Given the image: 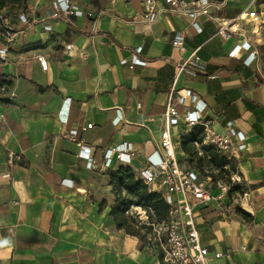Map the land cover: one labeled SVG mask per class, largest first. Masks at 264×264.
<instances>
[{"label":"crops","instance_id":"obj_1","mask_svg":"<svg viewBox=\"0 0 264 264\" xmlns=\"http://www.w3.org/2000/svg\"><path fill=\"white\" fill-rule=\"evenodd\" d=\"M74 1L94 18L62 19L53 32L41 23L24 27L17 18L12 25L22 33L0 62V86L10 88L0 92V264H153L146 242L117 227L110 170L101 163L106 147L130 142L131 167L139 175L156 151L144 123L150 118L160 137L174 90L197 94L216 130L236 120L246 134L234 162L238 182L196 214L203 244L212 256L224 254L208 264H264V0H208L211 15L197 18L201 32L192 18L162 2L164 12L149 22L141 0ZM51 5L28 1L36 16L56 23L48 17ZM237 18L231 38L221 37L218 23ZM182 29L187 37L180 51L173 41ZM246 41L257 54L250 64V51L229 56ZM193 54L205 69L177 77L176 66ZM37 55L48 58L47 71ZM135 57L147 65L131 66ZM88 124L93 128L81 138L92 148L93 169L64 136Z\"/></svg>","mask_w":264,"mask_h":264},{"label":"built area","instance_id":"obj_2","mask_svg":"<svg viewBox=\"0 0 264 264\" xmlns=\"http://www.w3.org/2000/svg\"><path fill=\"white\" fill-rule=\"evenodd\" d=\"M52 9L48 17L56 23L46 22V18H40L34 11L27 10L18 15V21L25 27L34 23H41L43 30L53 32L57 23L65 19L72 22L73 18L88 16L94 18L93 13L85 12L74 0H51ZM169 6L173 10L183 15L189 16L194 21L192 27L197 32H201V25L197 22L198 16L202 14L211 15L208 0H141L143 13L149 22L157 21L164 10L158 9V3ZM249 16L254 17L255 12H249ZM13 14L1 16L2 27L0 34L3 38L0 47V62H6L9 53V44L17 39L22 33L21 29L15 28ZM97 18V17H96ZM94 19L96 24L97 19ZM212 18V17H211ZM235 19L232 24L226 21L218 23V34L224 39L231 38L235 33ZM187 33L185 29L175 33L173 46L183 51L185 49V39ZM251 43L246 41L238 43L229 53V56L236 57L241 50L250 51L245 61L252 63L256 57V52H251ZM72 46L66 44L65 53L70 55ZM142 47L137 49L140 53ZM36 60L44 71L49 69V60L45 55H37ZM122 64L128 65V60H123ZM131 66H146L147 62L135 57ZM198 69H205L200 62V58L193 54L186 58L181 64L176 66L177 77L181 73L196 74ZM213 76H209L212 78ZM7 86H0V92L8 93ZM17 93L12 92L10 99H15ZM69 101V99H67ZM190 104V105H189ZM182 107L180 111L178 107ZM120 122L124 120L122 109L116 110ZM67 115L62 119L67 124ZM118 115L115 122L118 120ZM164 124L161 128V135L155 138L154 130L148 118L144 123L156 143V151L147 157L146 165L137 177L143 180L153 192L162 195L169 205V215L165 221L158 222L155 218L149 219L148 213L142 207L133 206L129 213L138 216L146 225L152 227V236L146 243V250L152 257L153 264H208L212 257L222 258V252L214 256L207 246L202 242L201 234L196 222V214L201 206L211 205L223 199L229 194L234 185L238 182L237 175L233 174L229 181L214 182L211 176L205 175L192 166H184L179 157L181 146V136L195 126H203L204 134L202 145L213 146L216 151L226 156L231 162L239 159L242 145L246 141V134L242 130L240 123L236 120H229L223 130L214 128L208 115L207 104L199 98L192 90L185 92L174 90L170 93L166 111L163 114ZM93 128V124L78 128H70L64 136L71 140L79 148V156L85 160L89 169H93L97 161L93 155L92 148L81 138V132H86ZM134 145L130 142H122L114 147H106L103 152L101 167L103 170H115L120 166H131L135 158ZM133 209V210H132Z\"/></svg>","mask_w":264,"mask_h":264},{"label":"trees","instance_id":"obj_3","mask_svg":"<svg viewBox=\"0 0 264 264\" xmlns=\"http://www.w3.org/2000/svg\"><path fill=\"white\" fill-rule=\"evenodd\" d=\"M28 1L0 0V22L1 16L14 15V13H16L14 16H18L20 13L26 12L28 10ZM11 6L20 8V11H7ZM203 134V126H195L188 130L181 136L180 151L189 156L197 157L200 163H203V158L207 157L209 164L216 167L222 173H229L228 167L234 172L236 165L226 156L219 154L213 146L202 145ZM192 167L204 173L203 165ZM207 175L215 179L214 174L207 173ZM110 184L115 195L111 215L119 229L125 230L128 234L143 237L141 236L140 229L134 226L137 217L129 213L133 206L145 209L149 219L155 218L158 222H162L168 218L169 205L167 202L161 194L151 191L149 186L137 177L136 172L131 166H120L115 170H110ZM146 226V224H142V227L145 228Z\"/></svg>","mask_w":264,"mask_h":264},{"label":"rangeland","instance_id":"obj_4","mask_svg":"<svg viewBox=\"0 0 264 264\" xmlns=\"http://www.w3.org/2000/svg\"><path fill=\"white\" fill-rule=\"evenodd\" d=\"M27 6H28V3H27ZM7 11L18 12V11H20V8L11 6V7H9L7 9ZM14 15H16V13H14ZM14 15H13V18H12L13 19L12 20L13 23H11V24L16 23L15 20L17 19L18 16L15 17ZM2 24L3 23L0 22V30H1ZM1 42H2V40H0V43ZM1 45H2V43H1ZM179 157H180L181 162L183 163L184 166H199V165H203L204 174L207 175V173H208V174H214L215 175V179L216 180L213 179L215 183H217V182H219L221 180L222 181H228V180H230V177L233 174H235V171L233 172V170H231L229 167H228L229 173L220 172V170H218L216 167H214L213 165L209 164V159L207 157L203 158V163H200L199 159L197 157L189 156V155L183 153L182 151H179ZM109 175H110V172H109ZM133 212H134L133 215L136 216L135 211H133ZM136 217H137V221L138 222L135 220L134 226H136L137 228L140 229L141 236H143L142 240L147 243L149 241V237H151L153 239L152 227L149 226V225H147L145 228L142 227V224H146L145 220L142 221L138 216H136Z\"/></svg>","mask_w":264,"mask_h":264}]
</instances>
